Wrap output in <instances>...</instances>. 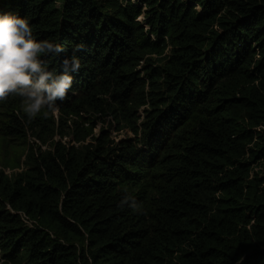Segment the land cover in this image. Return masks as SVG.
<instances>
[{
  "label": "trees",
  "instance_id": "obj_1",
  "mask_svg": "<svg viewBox=\"0 0 264 264\" xmlns=\"http://www.w3.org/2000/svg\"><path fill=\"white\" fill-rule=\"evenodd\" d=\"M0 12L64 46L50 68L81 61L57 117L0 102L4 134L61 136L25 172L0 170L8 264H264V0H0ZM106 116L133 136L94 134Z\"/></svg>",
  "mask_w": 264,
  "mask_h": 264
},
{
  "label": "clouds",
  "instance_id": "obj_2",
  "mask_svg": "<svg viewBox=\"0 0 264 264\" xmlns=\"http://www.w3.org/2000/svg\"><path fill=\"white\" fill-rule=\"evenodd\" d=\"M64 51L54 40L37 39L26 17L0 12V102L19 97L28 121L55 112L57 102L74 91L72 73L81 68L74 54L65 56L62 70L50 68V60Z\"/></svg>",
  "mask_w": 264,
  "mask_h": 264
},
{
  "label": "rangeland",
  "instance_id": "obj_3",
  "mask_svg": "<svg viewBox=\"0 0 264 264\" xmlns=\"http://www.w3.org/2000/svg\"><path fill=\"white\" fill-rule=\"evenodd\" d=\"M198 8V6H197ZM2 112V110H0ZM18 117L22 120V123L26 124L23 120L22 115L17 113ZM58 112L55 111L56 117ZM140 114L143 113L142 108L139 111ZM3 115L0 113V170H3L9 176L14 175L15 173L25 172L31 164V156H38L40 150L47 149L48 143L61 139L59 134L55 135L52 139L49 140L47 144H43L40 139L37 138V134L30 128L28 124L25 126V135L17 134H4V129L7 121L5 123L1 120ZM96 119V118H95ZM59 118L56 119L58 121ZM80 121V119H76ZM68 125H72L73 117L65 118ZM10 123V122H9ZM66 128V123L62 124ZM88 127V124L85 125ZM118 124L114 122L112 116H106L98 119L96 128L94 129V134H97L101 127L108 129L111 133V138L118 140L122 137L133 136V132L130 128L123 126L117 130ZM69 133L67 136L62 138L63 142L75 143L74 135L71 132V129H68ZM91 138L89 137L85 143L89 142ZM78 143H76L77 145ZM255 169L260 171L264 175V164H256ZM0 264H8L3 257V252L0 250ZM23 264H26L23 262Z\"/></svg>",
  "mask_w": 264,
  "mask_h": 264
},
{
  "label": "built area",
  "instance_id": "obj_4",
  "mask_svg": "<svg viewBox=\"0 0 264 264\" xmlns=\"http://www.w3.org/2000/svg\"><path fill=\"white\" fill-rule=\"evenodd\" d=\"M22 219L29 225H32V221L29 219V217L25 213H20Z\"/></svg>",
  "mask_w": 264,
  "mask_h": 264
}]
</instances>
